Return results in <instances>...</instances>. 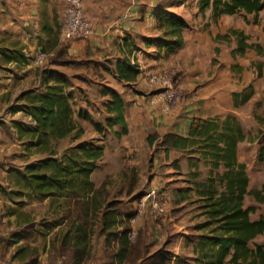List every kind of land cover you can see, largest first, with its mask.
I'll list each match as a JSON object with an SVG mask.
<instances>
[{
	"label": "trees",
	"instance_id": "obj_1",
	"mask_svg": "<svg viewBox=\"0 0 264 264\" xmlns=\"http://www.w3.org/2000/svg\"><path fill=\"white\" fill-rule=\"evenodd\" d=\"M197 8L201 17L205 18L208 14L211 22L225 15L243 13L245 23L259 24L264 0H198ZM155 14V28L159 34L146 38L145 46H155L165 56L176 53L185 42L186 20L168 9H158ZM250 15L252 21L247 18ZM61 31L62 24L61 29L59 25L56 29L47 26V37H55V49L48 52L42 47L41 50L57 52L52 64L60 61L61 55L67 56L65 44L59 40ZM216 40L234 42L233 55L242 56L248 49L263 55V47L249 43L248 36L238 29H229L227 33L217 35ZM124 44H127V39ZM127 51L131 53L132 49ZM139 73V64L131 62L126 55L116 62L113 69L116 79L125 82L136 81ZM41 77L43 89L25 90L19 96L23 103L13 112L22 111L30 118L28 124H15L17 134L25 136L27 146L44 157L28 163L22 170H8V174L17 195L27 197L29 201H48L49 210L53 209L50 225H66L60 243L62 251H70L72 264H85L90 258L91 240L95 233L106 234L107 246L111 243L116 245L112 248L116 264H264V244L251 246L254 239L264 234V215L252 220L250 215L256 208L244 205L249 195L264 205V184L259 189L249 188L247 168L238 158L239 145L246 140V133L233 115L195 118L186 137L176 133L149 137L150 145L159 139L157 145L164 151L181 150L188 157L189 179L186 181L192 182V185L178 192L179 198L184 201L194 193L200 216L204 218L184 238L182 247L189 250V256L176 255L166 249L149 254V246L141 237L134 243L128 239V221L133 215L131 202L124 204L122 200L111 198L107 189L109 178L99 187H95L92 180V174L105 154L104 143L81 141L70 145L60 155L56 148L61 140L71 138L76 141L84 135L79 119L91 123L99 135L108 130L115 138L125 134L127 124L123 95L106 88L103 94L107 97L104 102L105 120L94 121L88 111L79 110L76 115L72 105L73 94L66 90L69 87L66 75L49 69L42 72ZM253 95L254 88L248 85L233 93V105L238 108ZM256 119L264 125V114L256 116ZM114 127L120 129L115 130ZM260 160L264 162V148ZM4 166L5 162H1L0 167ZM172 166L180 168L177 161H173ZM202 168L207 172L200 179ZM122 173L126 182L122 186L126 188H120L117 195H131L137 184V173L134 168L124 169ZM10 193L14 194L12 190ZM28 249L27 246L19 247L14 257ZM28 256L31 258L27 264H38L36 254L28 252L25 257Z\"/></svg>",
	"mask_w": 264,
	"mask_h": 264
},
{
	"label": "crops",
	"instance_id": "obj_2",
	"mask_svg": "<svg viewBox=\"0 0 264 264\" xmlns=\"http://www.w3.org/2000/svg\"><path fill=\"white\" fill-rule=\"evenodd\" d=\"M83 1L85 14L92 26V34L84 39L70 41L63 40L61 34L59 40L65 44L67 56L71 59L108 63L104 73L117 81L114 89L123 95L124 117L127 124V132L113 140L117 143L113 154H109L108 149L105 148L104 160L102 159L101 162V167H105L102 172L103 177L98 182L93 178L92 180L95 187H99L105 178L117 179L119 188L116 192L110 188L116 182L107 185V189L110 190L108 191L111 198L119 201L123 198L115 197L116 193L126 184L122 171L134 168L137 173L136 187L131 195L125 193L124 196H133L131 202L133 214L136 201L141 200L143 203V214L137 223V237L139 231L150 228L146 233L148 238L146 244H149L150 248L161 247L156 244L158 242L164 244L166 239L158 238L157 231L161 227L156 222L167 218L164 222L170 221L171 225H174L173 220H168L172 216V207L177 208L186 202V199L182 201L179 198L178 193L184 188L174 184L171 177L175 174L181 176L187 173L188 157L181 150L164 151L157 145L159 139L150 145L148 139L152 135L159 136L166 133H176L186 137L190 124L195 118L207 119L231 114L228 110L225 114L214 112L212 107L214 105L217 108L221 107L219 102H215L216 98H225L227 101L228 90L232 93L233 104V93L243 89L232 90L230 87L234 75L231 69L235 65L230 56L237 59L240 55L231 53L235 45L230 54L223 53L221 59L215 56L220 50V42H217L216 36L227 33L229 26L223 27L224 30L216 34L200 31L191 33L192 37L188 36L192 31L187 32L190 27L188 18L181 14L180 10H176L173 4L191 2L193 9L188 16L201 18L197 8L198 0ZM59 2L64 4L62 10L64 13V0H0V97L5 90L15 86L26 89L29 80L39 77L34 68V65L39 64H35L31 56L40 50L41 45L48 39L47 26L52 25L55 14L48 3L59 4ZM50 9L51 14L48 13ZM158 9L173 11L181 15L188 24V28L184 31L183 47L169 56L160 54L155 46L146 47L144 44L146 38L159 34L155 28V12ZM235 15L222 16L217 22ZM125 39H127L126 45ZM128 49H132V52L129 53ZM125 55L131 62L136 61L139 64L140 73L136 81H119L113 74L116 62ZM51 68L54 67L49 65L48 69ZM171 70L183 74L184 88L193 93V95L189 93L188 98L177 107H171L167 103L166 87L149 79L151 74H162ZM9 113L14 112L9 111ZM9 124L4 119L0 121V153L5 148L7 130H13ZM114 129L119 130V127ZM4 159L5 156L0 154V163L5 162ZM121 161L124 165H120L119 170L108 169L109 166L117 167ZM173 161L178 162L179 169L172 166ZM1 169L5 168L0 167L4 179L5 171ZM1 184L0 181V264H27L31 258V256L25 257L28 252L36 254L39 262L42 259L39 264H72L70 251L68 249L62 251L60 243L66 225L48 224L39 228L40 222L34 218L36 214L19 208ZM159 194L167 195L162 219H157L151 211V206L155 204ZM41 203L44 205L43 214L49 216L47 221L50 223L53 219V209L49 210L47 200ZM29 207V211H32L35 204L30 203ZM33 211H37V208ZM21 246H27L29 249L24 254L14 257ZM166 246L168 251L179 254L180 247L177 240L167 243ZM113 247L116 248L114 243L106 245V234L95 233L91 240V256L85 264H116V258L112 256ZM182 250L186 251L183 254L188 251L184 248Z\"/></svg>",
	"mask_w": 264,
	"mask_h": 264
},
{
	"label": "rangeland",
	"instance_id": "obj_3",
	"mask_svg": "<svg viewBox=\"0 0 264 264\" xmlns=\"http://www.w3.org/2000/svg\"><path fill=\"white\" fill-rule=\"evenodd\" d=\"M62 2H59V4L48 3V6L52 8V11H55L54 19L51 23V26H54L55 29L58 25L61 29V23L63 19L62 10L64 9V4H62ZM173 7L176 10H180L181 14L188 18L187 21L189 22L190 27L187 32L189 33V31L192 30L189 33L190 35L188 34L189 37H192L193 34L191 33H197L200 31H209L210 33L212 32L213 34H216L217 32L224 30L226 26H229V29L235 27L236 29L243 31L248 36L249 43L260 44L263 47V55L257 54V52L253 49H248L244 55L238 56L237 59H234V57L230 56L231 61L235 62V65H233L231 69V71L234 73L231 79V89L233 90L234 88H237L241 90L248 85H252L254 88L253 97L247 103L237 108L232 104V93L230 90H228L227 101L225 98H216L215 102H219L221 107L217 108L215 105L212 107L214 112L220 114L227 113V110L231 111V115H233L243 126V129L246 133V140L239 145L238 158L239 161L244 163L247 168V174L250 181L249 188L259 189L264 184V162L260 160V153L262 148H264V125L257 121L256 116H262L264 114V10L259 14V24H247L245 23L243 13H238L235 16L227 17L226 19H220L218 22H211L209 20L208 14L205 18H200L199 16L189 17L188 14H190V10L193 9V3L191 2L186 4H173ZM48 13H52L51 9ZM247 18L250 21L253 20L251 15ZM39 24L41 25V23ZM54 39L55 37L51 35L50 39L48 38L45 41V44L41 45L42 47H45L43 48L45 51L49 52L54 48ZM234 46V42H220L219 53L215 56L221 59V57H223V53L230 54V51ZM56 55L57 52L51 53L50 55L46 54V61L42 62V64L34 65L37 76L39 77L29 80L26 89L24 87L15 86L14 88H10V90H5L0 97V121L3 119L6 120L8 123H10L9 127L11 126L13 129L10 131L7 130L5 134V148L3 149L2 153H0L5 156V169H1V171H5L4 179L2 178V172H0V181L2 183L1 187L6 189V193H10V190L14 192V194L10 193L9 197L19 205V208L23 210L26 209V211L31 212L32 214L34 212V214H36L34 215V218L39 220V228L45 227L49 224L47 221L49 216L43 214V203L36 200L29 201L27 197L17 195L15 193L17 189L13 186L8 174V170H22L28 163L36 162L44 157V155L36 153L34 148L27 146L25 136L19 137L17 134L15 124H28L30 120L29 117L26 116L22 111L13 113V109L17 108V106L23 103V101L19 99V96L25 90H42L43 88L40 84L42 72L49 70L48 66L51 65L54 67L51 69L57 70L68 77L69 87H67L66 90L67 92L71 91L73 94L72 105L76 115L79 110L88 111L92 115L94 121L104 122L106 117L104 102L107 100V97H103V94H105L104 92L106 88L114 89V86L117 83V81L112 79L109 74L104 73L106 64H108L107 62H85L75 60L73 58L72 60L66 55H61L60 61L52 64L51 62ZM172 80L176 88L179 87V89L183 92L179 103L182 104L183 101L188 98L189 93L191 92H188L184 88L185 80L181 72H178ZM120 88L121 87H119V89ZM191 94L193 95V93ZM9 111H11L13 114H10ZM79 122L84 127V135L76 141H73L71 138H67L57 142L56 148L59 155L62 154L70 145L79 144L81 141L95 143L102 142L104 143L105 148L108 149V153L113 154V150L116 148L115 144L117 143L113 141L115 140V137L110 132V130H108L105 134L99 135L95 132L91 123L84 121L83 119H79ZM2 132L4 133L3 130ZM101 162L99 163L98 168L92 174V178L96 182L100 181V179L103 177L102 172L105 170V167H101ZM120 165L122 166L124 163L121 161V164L118 163L117 167L112 168V166H109L108 169L115 171V169L118 168L119 170ZM206 172L207 170L202 168L203 175H200L201 177L199 176L200 179H203L202 177L206 174ZM171 178L174 184H177V186H181L182 188L192 185V182L186 181L189 179V174L187 173L185 175L181 174V176L180 174H175L172 175ZM108 182L110 185L116 182L114 186L110 187L113 188L114 192H116V190L119 188V186H117V179H108ZM121 188L126 187L122 186ZM117 194L118 192L116 193L117 197L123 198L122 202L124 204H126L128 201L132 202L133 200V197L124 196V194ZM30 203L35 204V207H33L32 211H29ZM244 205L245 207L254 206L256 208V210L250 215L252 220H257L260 216L264 215V205L257 203L252 196L249 195L245 198ZM35 208H37V211H33ZM172 208V216H170L168 220H173L174 225H171L170 221L164 222V220H167V218H164L163 221L161 220L162 222H156L157 224L159 223L161 227L158 228L157 231L159 233L158 238H161L162 240L166 239V241L164 244H160L159 242L156 244V246L161 245V247L150 248L148 244L147 246H149V254H152L159 249L167 250L166 244L172 243L173 240H177L180 247L179 254L181 256H189L188 249L187 253L183 254L186 252L185 250H182L184 238L193 232L194 225L204 220V218L200 216V210L198 208V203L196 202L195 194L191 193L185 203L181 204L177 208L175 206ZM149 229L150 228H144L141 230V232H138V237H141V240H144L145 244L147 243L148 239L146 233L149 232ZM139 234L141 236H139ZM138 237L136 238L137 240L139 239ZM255 244H264V234L258 236L256 239H254V241L251 242V246ZM40 262L38 261V264Z\"/></svg>",
	"mask_w": 264,
	"mask_h": 264
},
{
	"label": "built area",
	"instance_id": "obj_4",
	"mask_svg": "<svg viewBox=\"0 0 264 264\" xmlns=\"http://www.w3.org/2000/svg\"><path fill=\"white\" fill-rule=\"evenodd\" d=\"M65 11L62 19V38L65 41L84 39L92 34V26L84 12L83 0H64ZM35 64H42L46 60V54L38 50L33 56H31ZM178 72L171 70L165 71L162 74H151L149 79L155 83H160L166 87L165 98L167 103L171 107H177L182 97V90L173 83V77ZM167 195L159 194L156 197V202L151 206V211L157 219H162L163 206L166 202ZM135 213L129 218L128 221V239L130 242H134L137 238V223L140 216L143 214V203L141 200L136 201Z\"/></svg>",
	"mask_w": 264,
	"mask_h": 264
}]
</instances>
